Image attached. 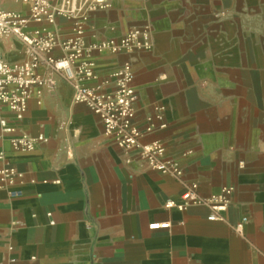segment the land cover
<instances>
[{"label":"crops","instance_id":"obj_1","mask_svg":"<svg viewBox=\"0 0 264 264\" xmlns=\"http://www.w3.org/2000/svg\"><path fill=\"white\" fill-rule=\"evenodd\" d=\"M108 3L91 14L88 43L148 26L154 45L93 53V84L132 64L136 123L143 128L153 119L157 129L142 143L160 141L182 175L160 174L138 151L118 148L100 118L72 102V84L55 75V88L32 98L20 121L0 102V170L22 175L15 187L0 182V264H264V0ZM73 27L58 17L53 30L67 41ZM0 46L11 63L27 59L23 43ZM21 133L47 141L22 152L11 143ZM192 185L205 199L232 189L227 210L166 207ZM244 218L240 235L234 226Z\"/></svg>","mask_w":264,"mask_h":264},{"label":"built area","instance_id":"obj_2","mask_svg":"<svg viewBox=\"0 0 264 264\" xmlns=\"http://www.w3.org/2000/svg\"><path fill=\"white\" fill-rule=\"evenodd\" d=\"M21 5L23 10L10 9L6 5ZM110 7L108 0H0V45L2 42H20L25 45L27 59L21 63H11L3 55L0 46V102L8 107L16 120H22L28 111L32 98L40 97L44 90H52L56 86L55 75H60L73 86L74 104L86 105L96 114L104 127V134L124 151H138L141 159L149 167L163 175L180 177L182 170L177 162L166 158L165 146L160 141L142 143V139L153 134L157 129L153 119H149L145 127L136 123L135 103L138 98L133 86L135 73L130 62L112 74L111 79L102 84L95 72V64L91 61L93 53H133L135 51H151L154 41L150 27L132 28L120 39L88 43L85 32L92 13ZM64 17L74 22L73 35L62 41L54 32L57 18ZM33 25H40L35 28ZM33 27V28H32ZM67 53L63 57L54 56L55 50ZM41 68L50 72L47 77L39 73ZM115 85L113 92L103 91V86L110 82ZM159 121L163 120L164 107H156ZM7 132H15L5 120L1 121ZM165 123L159 129H165ZM43 135L31 137L21 133L12 138V146L22 152H31L39 143L46 142ZM70 157L73 153L69 151ZM2 187H15L22 184V175L14 167L0 170ZM55 183H59L56 181ZM197 185H192L181 197L180 201H169L168 209L177 208L185 211L192 206H208L217 213H223L229 206V195L232 189L225 188L222 193L209 199L201 197ZM218 219V217H211ZM248 219L244 218L234 226V230L242 235ZM169 224L152 225V230L168 229Z\"/></svg>","mask_w":264,"mask_h":264},{"label":"rangeland","instance_id":"obj_3","mask_svg":"<svg viewBox=\"0 0 264 264\" xmlns=\"http://www.w3.org/2000/svg\"><path fill=\"white\" fill-rule=\"evenodd\" d=\"M7 8H10V9H20L18 6L16 5H13V4H9V5H6Z\"/></svg>","mask_w":264,"mask_h":264}]
</instances>
